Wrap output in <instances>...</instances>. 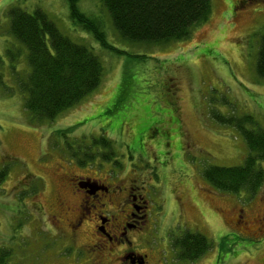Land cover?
<instances>
[{"label": "rangeland", "instance_id": "1", "mask_svg": "<svg viewBox=\"0 0 264 264\" xmlns=\"http://www.w3.org/2000/svg\"><path fill=\"white\" fill-rule=\"evenodd\" d=\"M212 2L209 20L190 38L148 45L121 37L102 0H79L120 53L73 22L68 0H0V264L110 262L106 240L90 224L71 235L70 215L58 205L60 197L79 202L62 186L66 169L94 176L97 167L133 181L151 210L164 203L159 232L133 237V249H153L151 264H264V185L254 196L226 193L204 176L211 165H243L250 154L241 132L217 114H252L264 128V78L257 70L264 0ZM14 7L44 11L104 65L100 86L54 119L38 120L25 106L22 82L31 65L28 47L11 29ZM111 152L112 160L102 158ZM259 164L264 168V160ZM259 221L262 229H251ZM197 225L212 247L194 262H180L177 240L197 233ZM160 243L173 248L163 262Z\"/></svg>", "mask_w": 264, "mask_h": 264}, {"label": "trees", "instance_id": "2", "mask_svg": "<svg viewBox=\"0 0 264 264\" xmlns=\"http://www.w3.org/2000/svg\"><path fill=\"white\" fill-rule=\"evenodd\" d=\"M68 2L75 24L91 32L103 47L124 53L109 43L99 20L80 10L79 0ZM102 3L121 37L148 45L190 38L193 30L205 24L213 12L212 0H102ZM10 15L13 34L29 49L31 71L22 86L26 93L25 106L38 120L56 118L100 86L104 75L101 59L87 46L63 34L44 11L37 9L31 14L14 7ZM257 70L264 78V38ZM216 118L241 132L250 154L243 165H211L205 169L204 176L222 192L244 191L254 196L264 185V168L259 164L264 160V128L258 126L252 114L241 117L217 114ZM99 139L110 142L105 137ZM113 154L101 156L112 160ZM79 162L83 164V160ZM177 244L181 248L179 260L183 262H194L212 247L207 235L190 230Z\"/></svg>", "mask_w": 264, "mask_h": 264}, {"label": "flooded vegetation", "instance_id": "3", "mask_svg": "<svg viewBox=\"0 0 264 264\" xmlns=\"http://www.w3.org/2000/svg\"><path fill=\"white\" fill-rule=\"evenodd\" d=\"M110 171L113 172L109 168L97 167L93 176L73 174L66 169V177L62 179V186L70 188L73 196L79 198V202L75 204L70 203L66 197H60L58 200L59 209L65 215H70L68 217L69 232L74 237L77 234H84L86 226L90 224L94 228L95 235L103 237L108 243L105 253L108 256H104V259L110 256L112 258L106 264H112L113 261L116 264H151L153 249L151 248L150 251L133 249L136 241L133 237L136 235L145 240L159 232V223L164 221L167 214L163 208L164 203L158 207V211L151 210L145 193L135 192L137 188L139 190L140 188L135 186L133 181H129L128 178L127 182L116 171L115 173ZM99 174H104V177ZM242 217L243 215L240 218ZM204 220L206 222L201 224L208 225L209 221L205 218ZM196 227V232L204 234L202 226L197 225ZM251 227H253L251 229L259 230L263 226L259 221L252 223ZM157 250L163 262L166 258L168 259V251L171 252L173 248L171 244L160 243Z\"/></svg>", "mask_w": 264, "mask_h": 264}]
</instances>
